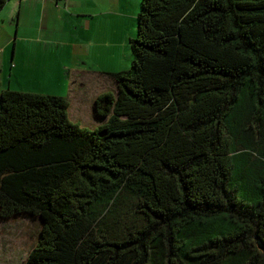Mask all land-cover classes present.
<instances>
[{"label":"trees","instance_id":"obj_1","mask_svg":"<svg viewBox=\"0 0 264 264\" xmlns=\"http://www.w3.org/2000/svg\"><path fill=\"white\" fill-rule=\"evenodd\" d=\"M6 0H0V11ZM96 127L0 94V218L23 264H264V0H141Z\"/></svg>","mask_w":264,"mask_h":264},{"label":"crops","instance_id":"obj_2","mask_svg":"<svg viewBox=\"0 0 264 264\" xmlns=\"http://www.w3.org/2000/svg\"><path fill=\"white\" fill-rule=\"evenodd\" d=\"M140 2L6 0L0 11V94L4 89L41 92L33 90L41 88L40 80L50 84L68 77L69 114L87 112L109 89V73L121 70L109 62L131 61L129 38ZM89 60L96 64L87 66ZM71 118L79 122L74 114Z\"/></svg>","mask_w":264,"mask_h":264},{"label":"rangeland","instance_id":"obj_3","mask_svg":"<svg viewBox=\"0 0 264 264\" xmlns=\"http://www.w3.org/2000/svg\"><path fill=\"white\" fill-rule=\"evenodd\" d=\"M88 62L89 64L87 66L90 67L96 64V61L93 60H89ZM109 64L111 67H115L118 69L121 68V70H125L130 67L131 61L129 60V58H127L121 63L115 60V62L110 61ZM60 79H62V81H60ZM50 80V84L47 80H40L41 88H33V90H40L44 93L61 96L67 94V85L69 86L70 83V80L67 83L68 77ZM18 84L22 85L20 83ZM30 85L31 84H25L23 86L27 87ZM114 87V82L111 81V84L108 88L113 89ZM88 107L89 110L87 112H77L76 115V112L71 111L69 116L71 118L74 114L75 118H77L82 126L93 128L99 125L102 120L94 116V105L92 107H90L89 105ZM40 228L41 223L39 219L27 214H21L9 219L0 218V264H23L27 254L38 239Z\"/></svg>","mask_w":264,"mask_h":264}]
</instances>
